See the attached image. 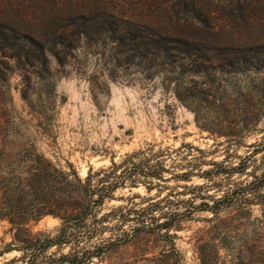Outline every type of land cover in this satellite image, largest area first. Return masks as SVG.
Returning <instances> with one entry per match:
<instances>
[{"label":"rangeland","instance_id":"obj_1","mask_svg":"<svg viewBox=\"0 0 264 264\" xmlns=\"http://www.w3.org/2000/svg\"><path fill=\"white\" fill-rule=\"evenodd\" d=\"M104 8L176 38L208 41L210 47L220 41L229 50L225 43L244 41L257 58L264 57V0H4L0 12L6 19L0 21L39 37L65 24L64 17L72 12L87 9L98 17ZM85 42L63 67L50 56L46 79L0 55V153L6 156L5 165L13 155L19 159L35 151L64 169L71 164L85 178L91 169H109L147 149L155 154L184 146L194 165L190 178L173 176L191 169L186 162L175 169L166 159L165 181L141 179L118 187L103 212L167 195L182 209L193 195L195 205L223 194L233 204L217 215L198 211L176 223L170 229L172 242L164 231L141 233L90 264H202L201 258L205 264H264V198L248 194L251 189L243 191L264 171V65L235 73L226 66L231 58L220 60L224 51L215 49L207 52L210 62H193L144 49L117 53L106 38ZM240 93L254 108L255 122L248 131L231 125L240 116ZM178 95L189 104L201 102L196 115ZM226 99L237 102L234 114ZM196 119L225 134L239 130L240 137L211 136ZM194 186L208 187L191 191ZM246 198L256 202L239 209L238 202ZM58 225V219L45 217L33 231H52ZM9 228L0 220V251L12 241ZM171 243L174 250L169 251ZM15 256L17 252L6 253L0 260Z\"/></svg>","mask_w":264,"mask_h":264},{"label":"trees","instance_id":"obj_2","mask_svg":"<svg viewBox=\"0 0 264 264\" xmlns=\"http://www.w3.org/2000/svg\"><path fill=\"white\" fill-rule=\"evenodd\" d=\"M3 2L4 0H0V5ZM0 19H6L1 12ZM64 19L65 24L57 26L56 30L52 27L46 35L39 37L0 21V55L36 71L43 79L51 75L49 57H53L63 67L67 57L80 47L82 39L86 40L85 43L99 38L109 39L115 43L114 50L117 53L135 54L144 49L152 50L166 59L172 58L173 53H176L183 58H192L193 62H210L211 57L207 52L215 49L224 51L223 59L220 60L226 62L231 58L226 66L234 69L235 73L256 70L257 64L264 65V57L257 58L249 48L250 43L234 40L225 43L230 45V49L225 50L223 42L214 41V45L210 47L211 43L208 41L176 38L169 33H161L152 26L126 19L109 8H104L98 17L83 9L66 15ZM211 30L216 31V26ZM193 72L197 74L201 71ZM247 90H251V94L254 92L250 87ZM236 97L243 98V102L239 109L240 116L231 125L241 129L240 131H248L255 122L251 120L254 108L245 95L240 93ZM178 98L195 115L196 108L202 105L200 101L193 100L189 104L179 95ZM223 101H229L227 107L234 114L237 102L231 99ZM219 105L224 107L223 102ZM196 122L200 129L209 132L211 136L240 137L237 133L239 130L225 134L220 129L199 125L198 119ZM5 137L10 138L7 135ZM3 138L0 137V140ZM187 152L189 151L184 146L155 154L147 149L127 157L119 165L112 163L109 169L95 173L91 169L85 178L79 177L71 164H67L64 169L35 151H30L19 159L18 155L11 156L13 161L9 166L4 162L6 156L0 153V220L9 225V232L12 233V241L0 251V257L6 253H18V256L11 259L0 260V264H90L93 259H100L112 246L127 243L141 233L164 231L163 236L172 242L170 229L176 223L189 219L198 211H210L217 215L222 209L230 207L234 201L224 194L214 198L211 203L204 200L198 205L194 204L196 195H193L184 209L178 201L172 200V195H167L153 202L146 201L145 205L139 206L130 201L125 207L103 212L105 202L112 199L118 187L127 183L135 184L141 179L165 181L162 173L168 170L165 166L166 159L170 160L175 169L186 162L185 166L191 169L173 176L190 178L194 165L191 164L193 161L187 159ZM190 156L194 160V156ZM124 164L126 167L117 174V170ZM152 185V182L148 185L149 191ZM207 187L194 186L191 191ZM248 187L252 188H245L243 191L251 189L248 194L264 198V193L260 192L264 187V171L259 176L254 175ZM207 197L211 198L210 195ZM251 202L256 201L248 198L239 201V209L247 208ZM261 204L264 206V203ZM45 217L58 219L59 225L52 231L34 232L33 226ZM171 250H174L173 243L170 244L169 251ZM201 261L205 264L202 258Z\"/></svg>","mask_w":264,"mask_h":264}]
</instances>
